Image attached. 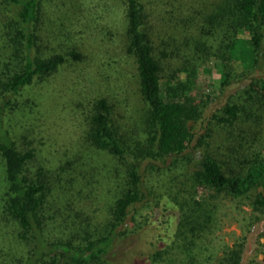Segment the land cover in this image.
I'll return each instance as SVG.
<instances>
[{
    "label": "trees",
    "instance_id": "16d2710c",
    "mask_svg": "<svg viewBox=\"0 0 264 264\" xmlns=\"http://www.w3.org/2000/svg\"><path fill=\"white\" fill-rule=\"evenodd\" d=\"M57 1L0 0V15L11 8L0 27V264H123L161 212L173 216L169 242L140 245L130 264H264L260 242L244 263L264 220V0H215L209 11L122 0L138 124H118L109 98L78 104L79 150L48 159L32 128L12 123L34 110L29 90L85 59L48 22L45 5ZM212 62L217 92L198 93ZM227 212L243 232L217 245Z\"/></svg>",
    "mask_w": 264,
    "mask_h": 264
},
{
    "label": "rangeland",
    "instance_id": "374dc122",
    "mask_svg": "<svg viewBox=\"0 0 264 264\" xmlns=\"http://www.w3.org/2000/svg\"><path fill=\"white\" fill-rule=\"evenodd\" d=\"M192 1L209 11L215 0ZM45 8L48 22L56 29L57 37L60 35L66 43L77 47L85 59L62 67L46 84L29 90L26 97L34 101V110L16 116L12 125L13 130L18 131L19 125L27 123L46 157L58 159L65 153L79 150L77 140L80 139L83 122L78 104L109 98L114 104L115 121L126 128L138 124L144 105L138 90L137 65L127 53V19L122 0H58L47 3ZM7 12H11L10 7L0 15V27L6 26L11 17ZM237 67L238 74L245 69L241 62ZM220 72L216 62L210 63L205 71L200 72L196 92H217ZM6 191L5 174L0 164V214ZM220 217L222 225L216 232L214 243L231 245L242 235L240 220L229 212L222 213ZM171 220L173 216L169 213H156L149 226L153 233L136 237L137 250L129 251L123 264H130L131 258L137 257L136 252L143 248L140 245L151 244L149 240L156 242L159 238L157 245L160 241L168 243L171 232L164 228L169 230ZM257 242L264 244V220L249 234L244 263L254 254ZM262 247L260 259H264ZM216 261L215 256L212 264Z\"/></svg>",
    "mask_w": 264,
    "mask_h": 264
}]
</instances>
